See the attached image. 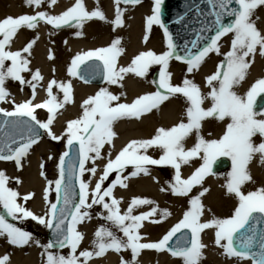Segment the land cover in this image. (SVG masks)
Masks as SVG:
<instances>
[{
    "label": "snow or ice",
    "instance_id": "6c2138e0",
    "mask_svg": "<svg viewBox=\"0 0 264 264\" xmlns=\"http://www.w3.org/2000/svg\"><path fill=\"white\" fill-rule=\"evenodd\" d=\"M141 2L142 0H114L116 7L112 21L113 30L123 25L124 10L120 5H136ZM42 3L44 0H25L29 7L39 8ZM55 3L56 0H48V7ZM162 4L163 0H153L152 14L145 17L144 36V42H147L148 32L153 25H158L163 30L165 50L160 54L153 50L141 51L127 66L118 68L117 58L124 49L119 46V39H113L109 46L77 54L67 68L69 76L84 79L77 71L80 66L88 60L99 61L100 64L90 66L94 70L93 74L102 75L105 82L116 85L129 73L145 78L150 66L158 65L159 79L151 81L156 90L136 97L131 103H120V96L101 87L94 95L82 101V114L77 119L68 120L60 135L52 132L51 125L57 110L71 102L70 82L49 81L46 89L48 98L34 103L37 85L43 77L39 70L31 71L28 67L30 61L22 53L30 55L35 41H28L17 51L6 48L10 47L13 37L22 27L32 30L43 21L56 29L63 26L82 29L86 21L105 20L103 12L98 7L88 11L83 0H75L71 7L58 15L38 11L35 15L22 14L0 19V102H8L10 93L5 88L8 79L19 82L21 90L26 84L32 90L30 99L20 103L13 101L11 111L0 108L4 117L0 121V161H14L19 170L22 158L27 156L29 149L37 144L44 134L52 141L65 140V151L59 156L57 165L59 177L54 181L57 202L49 200V191L53 184L49 181V186L43 190L46 209L42 215L17 202L20 194L7 186L9 177L0 170V207L6 216L14 221L31 219L52 233V238L45 244L34 241L43 249V255L46 256L44 264H88L94 255L100 257L108 250L119 253L125 249L131 250V264H135L136 257L143 249L169 251L173 257L181 258L183 264H198L201 249L205 247L201 242V233L206 229L214 230L215 245L222 248L228 257L250 260L251 264H264V232L260 234L258 250H251L256 238V225L264 224V187L248 191L246 194L242 190L246 182L252 179L247 166L254 155L259 154L260 161L264 163V111L254 109L257 96L264 93V78L253 82L244 94L235 90L245 79L253 62L248 58L254 57L257 51L259 55L264 56V34H261L252 20L254 11L264 6V0H206L208 17L205 18L196 38L190 42L191 48L185 45L183 55L177 51L178 46L162 22ZM209 33L211 35H208ZM75 34L81 36L83 33L77 31ZM229 34V50L221 53L222 38L228 37ZM201 41L204 43L201 44ZM210 53L222 55L223 59L216 64L215 71L205 77V86L209 91L204 93L199 85L187 78V74L198 70ZM52 58L50 53L49 59ZM171 60L187 66L185 78L180 85L171 83L172 74L168 70ZM6 61H10V64H6ZM24 72L31 73L30 80H25L21 75ZM54 86L63 93V100L53 95ZM176 94L185 98L187 122L182 120L167 129L159 127L148 139L130 140L114 158L109 150L102 174L95 180L94 187H90L91 177H95L97 173L95 161L105 159L101 150L106 144L112 145L116 135L113 130L114 122L122 118L140 119L143 114L157 109L161 103ZM206 101L210 104L207 108L203 107ZM37 109H46L48 115L45 121L37 118ZM206 118L228 121L218 139L206 140L201 135V122ZM192 133H195V142L192 147L186 149L184 142ZM257 135L261 138L259 143L253 139ZM149 149L159 150V158L148 155ZM221 157H226L231 162V170L226 173L224 185L227 194H234L237 200L231 215L226 218L213 216L201 222L204 206L200 197L208 191L203 189L198 195L189 198V207L184 211L182 218L158 241L141 243L142 237L138 232L142 227L141 222L155 217L158 213L160 219L153 218L150 222L160 223L170 213L167 209L153 206L148 212L133 215L137 206L155 204L150 199L134 197L121 214V201L113 195V190L116 186L127 187L125 181L129 176L123 175L125 169L129 165L132 166L130 176L135 177L140 173L149 174L146 167L148 165L170 166L174 175L172 180L166 183L172 195L188 197L193 187L201 185L206 176L214 174L213 165ZM194 159L200 160L199 166L187 178H182V166H190ZM89 161L93 162L92 167L87 166ZM41 168L43 169V165ZM85 173L91 174L87 181L82 179ZM112 173L115 178L107 187H103ZM41 175H44L43 171ZM16 183H20L18 178ZM75 185L79 187L78 193L75 191ZM161 191L165 189L161 188ZM33 195L28 193L22 199L27 202ZM96 205L101 206L107 213H97V218L109 222L112 227L123 233V236L118 237L109 227L100 226L94 232L91 242L93 251L82 250L77 255L78 247L84 238V234L77 230V225L92 218L90 210ZM6 216L0 214V236H6L8 243L13 246H24L33 242L31 233L8 222ZM246 226L247 231L242 232ZM182 230L191 233L190 239L182 234L170 246L169 242ZM66 247L70 250L67 256L59 252ZM53 249L56 251H52ZM7 260L8 256L5 255L0 258V264H5ZM121 264L129 262L121 258Z\"/></svg>",
    "mask_w": 264,
    "mask_h": 264
},
{
    "label": "bare ground",
    "instance_id": "6f19581e",
    "mask_svg": "<svg viewBox=\"0 0 264 264\" xmlns=\"http://www.w3.org/2000/svg\"><path fill=\"white\" fill-rule=\"evenodd\" d=\"M74 2L75 0H56L55 4L48 7V0H44V3L39 8H36L34 6H27L25 0H0V19L7 16L15 17L22 14H29L35 11H46L50 15H58L61 10L64 11L66 7H70ZM83 3L88 11H92L98 7L103 12L105 20L92 19L86 21L82 29L66 26L58 30H52L51 27L46 26L41 21L35 29L29 30L26 27L19 29L13 37L10 47L6 48V50L17 51L21 50L29 39L35 41L33 47L30 49V55L28 53H22V55L30 61L28 67L31 71L35 72L39 70L43 77L36 88L37 94L35 99H37V102L46 99L45 89L50 78L53 79L54 77V80L57 82H70L73 84L72 102L57 110L53 124L51 125V130L56 135H60L64 131L68 120L79 118L82 114L80 107L82 101L96 89L95 86L84 85L77 78L68 75L66 68L69 66L72 58L77 54L86 49H92L95 46L109 44L113 39H119V46L124 49L123 53L117 59V67L119 68L121 66H127L135 54L141 50H145V48L154 49L157 54L165 50L162 38L154 30H152L147 42L140 41L142 36L141 25L146 16V10L152 1L142 5H120L123 10L125 9L122 16L123 25L115 27V30H113L112 24L115 18L116 7L114 0H83ZM252 20L255 22V26L261 34H264V6L258 7L254 11ZM77 31H82L83 34L77 36L75 34ZM230 35L222 38L221 53L229 50ZM50 46L53 48V53L51 54L52 59L46 57L45 54L48 50L50 51ZM224 48L226 49L224 50ZM222 59V55L217 56L215 53H210L199 69L194 70L187 78L192 79L200 86L202 92L207 93L209 89L205 86V77L215 71L216 64ZM248 59H251L253 62L247 70L245 79L235 89L239 94H244L253 82L260 79L259 76H263L264 78V56L259 55L257 51L254 57H249ZM186 67L184 63L177 62L176 60L170 61L168 70L172 74L171 80L173 85H180L182 83V80L185 78L183 72L186 71ZM21 75L25 80L31 79V73L29 72H24ZM148 76L147 74L145 78H139L129 73L118 84H107L108 86L106 88L112 94L120 96V103H131L136 97L156 90L151 81H149ZM13 82L14 86L9 88L11 92L7 103H13V101L19 103V100L28 97L25 89L20 90L16 87L20 85L19 82ZM55 90L59 91L56 87ZM60 100H63V97ZM209 106L210 104L207 101L203 105L205 108ZM186 107L185 98L176 94L161 103L157 109L143 114L140 119L122 118L114 122L113 130L116 135L113 138L112 145L106 144L104 146L102 154L105 159L97 161L98 166L102 167L107 162L106 158L109 150H111L112 158H114L119 150L130 140L148 139L155 134V130L159 127L167 129L180 123L182 120L186 122ZM227 122V120L217 121L214 118H206L201 122V135L206 140L218 137L221 133L219 135L220 137L226 128ZM253 139L256 143H259L258 138L254 137ZM61 141H52L47 134H44V137L29 149L27 156L22 158L19 170H17L15 162L12 164L0 163V168L5 167L7 169L5 171V174L9 177L7 186L21 194L17 202L22 204L26 203V207L34 213L42 215L44 208L46 209L43 200V190L49 186V181L54 182L56 179V166L60 156L59 146ZM194 142L195 133H192L184 142L185 148L192 147ZM147 154L155 158L158 153L153 149H149ZM199 163V159H194L190 166H183V175L189 174ZM41 165H43V169ZM247 168L252 179L250 182H246L242 188L245 194L248 191L264 187V163L260 161L259 154L254 155ZM148 169L151 171L149 174L145 175L140 173L135 177L130 176V172L133 170L132 168L126 169L123 175L130 177L128 178L129 180L125 181L127 187L121 188L118 186L113 192V195L121 201L119 204L121 214L128 208L129 203L134 197L150 199L155 204L137 206L132 213L133 215L148 212L153 206L158 207V209H167L170 213L160 223L154 224L150 222L153 218L160 219L158 213L155 217L141 222L142 227L138 230L142 237L141 243L158 241L172 225L182 218L184 211L188 208L189 198L198 195L203 189H208V191L200 197L204 206L201 222H205L213 216L225 218L230 216L228 213L234 211L237 200L234 194H227L226 188L224 187L225 179L222 180L216 177L205 179L201 185L193 187L191 190L192 193L188 197H175L171 195L172 193L168 188V184L163 179L164 176L160 177L158 176L159 174H156L158 169L152 165H149ZM41 171L44 172L43 176L41 175ZM17 178L20 183H16ZM161 188H164L165 191H161ZM28 193H33L34 195L25 202L22 197ZM36 226L41 227L39 224ZM97 228L98 226L93 223L85 228L86 233H83L85 237L78 247L77 255L82 250L93 251L91 242ZM77 230L82 232L80 228ZM35 240L38 239L33 238V242H30L28 245L13 246L8 243L6 236H0V258L5 255L8 256L5 264H44L46 256L43 255V249L36 245ZM38 241L40 244H43L42 240L39 239ZM214 241V230L206 229L201 233V242L205 247L201 249V259L198 261V264H250V261L247 260L228 257L224 254L222 248L215 245ZM121 258L131 264V250L125 249L119 253L108 250L100 257L94 255L88 261V264H121ZM180 260L178 257L173 258L169 256L167 251L157 252L156 250L143 249L136 257L135 264H180Z\"/></svg>",
    "mask_w": 264,
    "mask_h": 264
},
{
    "label": "rangeland",
    "instance_id": "374dc122",
    "mask_svg": "<svg viewBox=\"0 0 264 264\" xmlns=\"http://www.w3.org/2000/svg\"><path fill=\"white\" fill-rule=\"evenodd\" d=\"M150 0H143L141 3H139V5H142V4H146V3H148ZM129 5H131V4H128V5H122V6H129ZM125 10V9H124ZM146 13H147V15L149 14L148 13V8H147V10H146ZM156 28H159V27H156ZM30 40H32V39H30ZM29 40V41H30ZM226 48H224V50H225ZM6 64H10V61H6L5 62ZM155 69H159V66L158 65H152V66H150V69H149V72H148V78H149V81H153L152 79H151V75H152V73H153V71L155 70ZM259 78H263V76H259ZM14 86V82L11 80V79H8V80H6V82H5V88H10V87H13ZM104 85H100V86H95L96 87V90L91 94V95H94L101 87H103ZM18 89H20L21 90V85H18V86H16ZM94 87V88H95ZM105 88V87H104ZM23 89H25L26 91H27V85H24L23 86ZM61 95H63V93L61 92L60 93V95L58 96V99H60V96ZM69 103H66V104H64V106H66V105H68ZM9 106H11V105H9ZM44 111V110H43ZM38 111V112H36L35 114L37 115V118L38 119H40L41 121H45L46 119H47V112L46 111ZM258 136V135H257ZM44 137V135L42 136V138ZM64 141V140H63ZM63 141H61V144H60V146H59V150H61L62 149V144H63ZM64 150V149H63ZM63 153V151L61 152V154ZM60 154V155H61ZM3 164L4 163H11L10 161H1ZM12 164V163H11ZM59 164V163H58ZM87 166L88 167H92L93 166V162L92 161H89L88 163H87ZM95 166L96 167H98V165H97V163L95 162ZM57 169H58V167H57ZM0 170H3L4 172L5 171H7V169L5 168V167H1L0 168ZM160 171H158V172H156V174L158 175V174H161V175H163L164 176V179L165 180H167L168 182L169 181H171L172 180V173H171V170L169 169V168H167V167H165L164 169L163 168H161V169H159ZM231 170V168H229V169H227V170H224V171H222V172H220V174L218 173L217 175H220L222 178H226V173L228 172V171H230ZM149 172H151V171H149ZM58 174H59V170L57 171V175H56V179L58 178ZM102 174V172L101 173H99V175H98V172L96 173V176L95 177H91V174L90 173H85V175L82 177V179L83 180H85V181H87V180H89V178L91 177V179H92V183H91V185H90V187H94V185H95V180L96 179H98L99 178V176ZM156 175V176H157ZM159 176V175H158ZM115 178V174L114 173H112V174H110V179L108 180V181H106L105 182V184L103 185V187H107V185L111 182V180L112 179H114ZM55 179V180H56ZM204 182V181H203ZM55 185H54V182H53V184H52V187H51V191H50V196H49V200L51 201V202H54V200H55ZM20 194V193H19ZM21 195V194H20ZM107 200V199H106ZM110 202V201H109ZM26 204V203H25ZM25 206H27V204L25 205ZM46 206V205H45ZM188 207H189V205H188ZM29 209V208H28ZM44 211H45V208H44ZM44 211H43V213H44ZM90 212H91V215H92V218L90 219V220H86L85 222H83L82 224H79V227H80V229H81V231H82V233H86V230H85V228L86 227H89L90 225H91V223H93V224H96L98 227H100V226H106V227H109L110 228V230H112L118 237H122L123 236V233H121V232H119L116 228H114V227H112L111 226V224L109 223V222H106L105 220H103V219H100V218H97V213H103L104 215H106L107 213L106 212H104V210L102 209V207L101 206H99V205H96V206H94L91 210H90ZM0 214H5L4 212H3V209H2V207H0ZM229 215H231V213H228ZM226 218V217H225ZM7 220H8V222H10V223H13V224H15L17 227H20L22 230H25V231H28L29 233H31L32 234V236H33V238L34 239H40V240H42L43 241V244H45V243H47V240H46V237H45V234H46V229L43 227V226H41V227H37L36 225H37V223H35L34 221H32V220H30V219H27V220H24V221H20V220H12L11 219V217H8V218H6ZM127 223V222H126ZM78 226V225H77ZM84 237H85V234H84ZM10 249V248H9ZM68 248L66 247V248H63V249H60L59 250V252L61 253V254H63V255H65L66 256V254H67V252H68ZM52 251H56L55 249H53ZM78 253V252H77ZM183 263V260L181 259L180 260V264H182Z\"/></svg>",
    "mask_w": 264,
    "mask_h": 264
},
{
    "label": "water",
    "instance_id": "95a60500",
    "mask_svg": "<svg viewBox=\"0 0 264 264\" xmlns=\"http://www.w3.org/2000/svg\"><path fill=\"white\" fill-rule=\"evenodd\" d=\"M263 103H264V96H260L256 100L255 105H254V108L255 109H259L262 106ZM222 166H223L222 164L220 165V167H219V165H217V167H219V168H221ZM50 233H51V231H50ZM50 233L48 234L49 240L52 238V236H51ZM253 251H257V250L256 249H253Z\"/></svg>",
    "mask_w": 264,
    "mask_h": 264
}]
</instances>
